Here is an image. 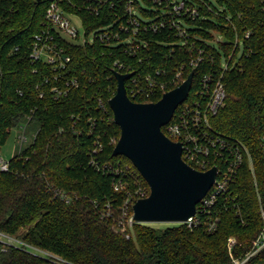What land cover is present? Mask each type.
I'll return each instance as SVG.
<instances>
[{
	"label": "trees",
	"instance_id": "obj_1",
	"mask_svg": "<svg viewBox=\"0 0 264 264\" xmlns=\"http://www.w3.org/2000/svg\"><path fill=\"white\" fill-rule=\"evenodd\" d=\"M144 2L140 14L155 22L160 6ZM192 4L199 15L187 19L186 45L169 28L135 33L124 5L98 13L83 8L89 34L111 26L120 39L82 45L51 31L71 58L63 69L31 59L49 0H0V151L14 129L25 130L28 140L9 170H0V232L69 264H234L248 257L244 264H264V248L256 245L264 231V0ZM192 72L190 107L204 101L205 75L222 80L227 98L210 118L212 135L245 146L248 155L211 209L219 219L215 232L205 224L135 223L127 238L118 228L122 209L141 192L148 197L150 188L129 159L113 156L121 134L109 106L116 74H131L126 88L133 102L157 103ZM0 264L56 263L0 242Z\"/></svg>",
	"mask_w": 264,
	"mask_h": 264
},
{
	"label": "built area",
	"instance_id": "obj_2",
	"mask_svg": "<svg viewBox=\"0 0 264 264\" xmlns=\"http://www.w3.org/2000/svg\"><path fill=\"white\" fill-rule=\"evenodd\" d=\"M76 1L83 2L85 5L79 7ZM149 1L160 6L161 9V13L156 17L155 22H151V18L140 14V4L141 8L146 7L144 0H49V6L45 13L44 23L46 27L41 34L35 37L31 59L35 62H46L56 68H66V64L71 61V58L65 57L63 49L59 48L51 31L60 35L65 40L82 45L94 44L96 42L111 43L112 39L115 41L119 40L120 36L112 33L111 26L96 29L89 34L84 26L83 17L79 13L83 8H86L89 12L98 13L99 8L106 5L114 10L124 5V17L127 18L128 24L134 26L133 30L135 33H138L140 29H150L158 32L164 28H169L177 31L178 35L182 38V44H188L187 29L189 26L187 19L194 20L198 17L199 11L197 5H193L192 0ZM73 19H78L81 22L83 32L74 24ZM146 22L148 23L146 24ZM120 29L122 33L130 34L131 30L127 25L122 24ZM92 34L94 36L90 40L89 37ZM126 42L131 41L127 39ZM56 91L62 94L59 90L56 89ZM200 95L204 101L195 102L191 108L189 104L185 105L187 100L182 105L184 106L183 110L177 119H175V122L172 121L176 113L172 121L164 127L165 132H163L172 141L182 144L183 159L188 165L200 172H206L213 167H217L218 169L217 179L206 197L197 206L196 215L188 222L183 223L188 228H195L205 224L208 232L211 233L217 230L219 222L218 218L212 219L211 209L218 203L219 198L227 193L239 167L243 163L244 155H248V150L245 146L240 147L223 137L212 135L210 118L216 116L225 106L227 98L223 81L215 79L212 75H205L201 82ZM18 139L20 144L28 141L25 130H22ZM218 163L224 164V168H219L217 166L219 165ZM0 170L4 172L8 171L9 163L0 159ZM119 189L120 187L116 186L115 190L118 191ZM143 198H146L145 192L140 193V199ZM135 203L131 200L126 201L122 209V216L118 221L119 231L125 234L127 238H129L128 229L137 223L133 219V205ZM106 217H110V213H107ZM262 217L264 220V212L262 213ZM0 242L6 246L22 249L40 258L54 261L56 264H69L49 252L27 245L17 238L7 236L2 232H0ZM235 243V239H230V251H233ZM256 245L258 251L264 248V231ZM249 258L243 261L234 260V264H244Z\"/></svg>",
	"mask_w": 264,
	"mask_h": 264
},
{
	"label": "water",
	"instance_id": "obj_3",
	"mask_svg": "<svg viewBox=\"0 0 264 264\" xmlns=\"http://www.w3.org/2000/svg\"><path fill=\"white\" fill-rule=\"evenodd\" d=\"M130 77L131 74H116L117 92L109 106L121 130L113 156L129 159L150 188L149 196L133 205V219L145 224L186 223L196 215L197 206L218 175L217 167L200 172L188 165L183 159L182 144L163 132L188 100L194 72L157 103L133 102L126 88Z\"/></svg>",
	"mask_w": 264,
	"mask_h": 264
},
{
	"label": "rangeland",
	"instance_id": "obj_4",
	"mask_svg": "<svg viewBox=\"0 0 264 264\" xmlns=\"http://www.w3.org/2000/svg\"><path fill=\"white\" fill-rule=\"evenodd\" d=\"M73 22L79 28V30L83 32L81 22L78 19H73ZM93 36L94 34H92L89 37V39L92 40ZM218 40L221 41V38H219ZM223 65H225V62L223 63ZM184 80H186V78H183L181 82H183ZM188 103L189 101L186 102L185 105H187ZM19 134H20V130L18 129H14L12 131V135L9 141L0 151V159H2L5 162H9L15 156V154L18 152V149L20 147V143L18 139ZM150 225L155 226L157 228H165V227L176 225V224L175 223H151Z\"/></svg>",
	"mask_w": 264,
	"mask_h": 264
}]
</instances>
